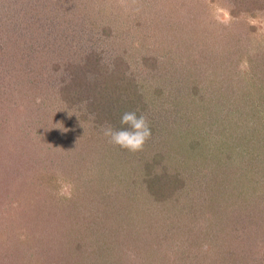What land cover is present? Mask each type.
Returning a JSON list of instances; mask_svg holds the SVG:
<instances>
[{"label":"rangeland","instance_id":"obj_1","mask_svg":"<svg viewBox=\"0 0 264 264\" xmlns=\"http://www.w3.org/2000/svg\"><path fill=\"white\" fill-rule=\"evenodd\" d=\"M72 1V7L69 1L59 6L61 18L48 25L45 35L21 34L17 39L20 21L31 14L27 10L18 13L13 4L3 7L0 0V201L4 200L1 193H14V185L21 184L19 181L26 175L41 177L46 188L57 190V197L54 202L51 196L44 197L33 207L57 208L59 213L54 212L48 227L62 232L66 243L54 244L51 250L43 241L36 242L32 256L65 254L68 264H264V116L247 103L252 98L237 91L230 94L240 97L239 101L229 97L226 102H217L212 96L209 102L223 116L224 123L214 121L210 106L201 105L200 114L199 110L192 113L194 104L184 99V91L172 87L176 79H182L181 66L173 63L175 58L170 66L165 65L161 78H156L150 64L139 59L143 53L159 50L176 55L171 26L161 28L157 38H147L146 43L141 42V35L149 30L150 13L154 12L153 18L159 23L162 16L173 14L164 6L165 1L168 5L183 1L174 15L179 14L205 31L197 33L203 37H196L193 46L207 54L205 46L215 35L217 40L208 51L211 63L224 57V47L230 52L244 51L237 65L242 72L253 71L249 76H259V89L264 95V0ZM132 8L137 10H133L135 17L127 23L130 34L119 41L117 48L134 70L129 81L144 89L138 91L140 96L135 94L139 98L131 100L106 95L96 107V117L102 124L96 127L105 130L112 123L127 128L120 123L122 116L135 113L143 116L146 124L150 122L147 126L152 128L156 119L160 121L159 113L164 114L166 109L164 121L158 122L156 132H150L142 150L136 152L124 151L111 140L102 146L97 134L86 137L84 144L71 142L69 136L62 140L66 130L72 135L81 123L79 101L68 100L72 106L67 112L60 98L62 64L57 67L51 54L56 51L61 56L64 50L80 49L85 43L80 23L87 20V15L104 10L118 15L126 10L132 12ZM244 8L257 14H248ZM138 20H147V24L142 22L136 27ZM111 41L106 39L98 47L103 52ZM252 52L262 60L253 67L246 60ZM240 53L228 56L232 70ZM210 71L202 72L205 81L197 90L215 88L205 83ZM242 76L246 82L247 77ZM187 92H194L193 87L188 86ZM38 94L45 98L41 108L34 99ZM187 97L194 98L195 94ZM205 99L207 96L204 102ZM197 114L206 119L201 132L193 130H200L196 120H202ZM209 119L211 123L207 125ZM38 132L39 139L46 140L43 148L35 138ZM197 134L207 137L196 143ZM56 141L57 146L46 147ZM152 146L158 151L157 157L153 156L156 150ZM50 169L56 177H52ZM162 170L166 174L156 173ZM47 172L54 184H46ZM35 220L32 217L31 221ZM1 248L5 245L0 244Z\"/></svg>","mask_w":264,"mask_h":264},{"label":"trees","instance_id":"obj_2","mask_svg":"<svg viewBox=\"0 0 264 264\" xmlns=\"http://www.w3.org/2000/svg\"><path fill=\"white\" fill-rule=\"evenodd\" d=\"M1 1L4 3L3 7L5 5L8 8V5L10 6L13 4L14 6H16L15 10H18V13L27 10V13L29 12V14H31L30 17L23 16L22 21H20L18 25L19 30L16 37L17 39H19L21 34L31 35V33H37L39 35H45L48 25L51 24V22L56 23V20L61 18L58 14L59 6H66L68 1L69 6H73L72 0ZM17 1H19L20 4L19 2L16 4ZM232 1L235 3L237 0ZM182 3L183 1H179L175 5H172V3L171 5H168L165 1L164 6L168 9L170 8L173 14H170V16H167V14L166 16H162L160 22L158 23V20L156 21L153 18L155 16L154 12L150 13L152 16L149 20V22L151 23H148L149 30L148 32H143L144 35H141V42L146 43L147 38L151 40H153L152 36H155V38H157V34L159 31H161V28L165 30L171 26L170 32L175 31V33L171 34H174L172 39L175 40L177 51L176 55H171V53L166 50H159L155 53H143V55H141L139 59H142L144 60V62L150 64L152 70L156 71V78H161L163 75L160 76V74H164L166 70L165 65H167L168 63L170 66V61L175 58L174 62H172L181 66L182 79H176L178 81L175 83L173 82L175 85H171L174 89L184 91V99L189 100L188 103L190 102L194 104L192 113L199 110L198 114H200L202 112V109L200 108L201 105L212 107V104H210L212 96H214V100H218L217 102H219L220 100L226 102L229 97L233 98L234 101H239L240 97H236L230 94V92L232 91H237L239 93H242V96H249L250 98H252V100L247 103H250L252 109H256L258 112H260V116H264V98L262 97L264 95L259 89V76L255 74L254 77H251L249 76V72L253 71L245 70L244 72H242L237 65L244 51H242L241 49H237L238 51L242 52H230L227 47H224L222 49V51H224V57H222L221 60L217 62L214 61V63H211L210 61L208 62V60L210 59L208 56V51L213 48L214 45L212 43L217 40V37L215 35L213 37L212 35L209 37V46H205V51H207V54L206 52H201L202 49H200L198 46H193L194 39H197L198 37L201 39V37H203V35H201L200 37V35H198L197 33L200 32L201 34H205V31L201 30V28H196L193 24L191 25L190 23L186 22L184 20L185 18L179 16V14H177V17L174 15L178 12V8L182 5ZM92 5L94 7V3H92ZM152 5H156V3H153ZM235 7L240 8L241 6L237 5ZM143 8L148 11L152 10V7L150 8L148 6H144ZM260 8L263 9L262 7ZM133 10H137V8H132V12H128V10H126L118 15L109 14V12L105 10L103 12L101 11V13L96 12V14L92 13L89 14V16L87 15V20L80 23V25L84 29L83 38L85 39V43L83 45L81 44L80 49H75V51L64 50V53H62L61 56L56 51L55 53L51 54L53 62L57 67L62 64L63 72L59 81L60 88L62 90L60 98L62 99L63 104H65V109H68L67 112L71 110L70 106H72L67 102L68 100L75 99V101H79L78 118L81 123H79L78 128H75L74 131H72V135L71 131L66 130L62 135V140H65V138H67L66 136H69L72 140L71 142L76 144H84L86 137L90 138L92 137V134H97V139L99 141H102L100 145L104 146V142L110 141L111 137L105 135L106 129L103 130L100 129L101 127H96L97 125H102L96 117L97 105L105 99L106 95L121 97L126 100H131L133 97L139 98L140 94L138 93V91L144 89V87H138V83L131 80L129 81L128 77L134 74V70L131 67L129 68V62H127L124 53L117 48L118 46H120L119 41L126 40L127 36L130 34V28L127 26V23L132 21L135 17L132 14L135 13ZM244 10L245 12L247 11L248 14L251 13V15L257 14V12L249 11L248 8H244ZM236 12L240 13L239 10ZM166 17H169V20H167ZM142 22H145L144 24H147V20ZM142 22L138 20V23L135 24L136 27H139L140 23ZM66 24L69 25L67 20ZM177 32H179L178 36ZM106 39H112V41L110 42V46H107L108 48H106L102 52V48H99L98 46H100V42L102 43V41ZM128 39H132V37H129ZM51 41H53V39ZM130 41L133 43V40ZM188 43L189 46H185ZM171 47L173 46H170V48ZM48 49L49 48L47 46L46 52L48 51ZM181 52L182 54L180 55ZM231 53H240L236 64L232 63L233 70L231 69L232 66L229 67L230 62L228 63V56ZM256 55H258L257 52L248 54V59L246 60L249 66L253 67L256 65L255 62L257 64H259V62H262V60L259 59V56L257 57ZM176 61L178 62L176 63ZM207 69L211 70L209 72L210 79L205 83L209 85V87L215 88H213V90H210V88H205L202 91L197 90V87L200 88L201 86L200 83L205 81L202 72H205V70ZM168 70L169 72H171L170 68ZM198 70L199 73L197 72ZM241 74H244V76L247 77L246 82H243V76ZM213 76L220 77L211 80ZM186 79H188L187 82L184 84V86H182V83H184L183 81H185ZM141 80L142 79H140L138 82L143 85V82ZM257 80L259 81V85H257L256 83ZM255 83L256 85H254ZM186 84H188L189 88L193 87L194 92L190 93L195 94L194 98L187 97L190 95V93H186V90L188 88ZM202 88H204L203 85ZM159 89L160 88H158V94ZM247 89L248 91H246ZM134 90H136V92H134ZM136 93L139 96H135ZM38 95L40 96V98H38V96L37 98L34 97V99L36 100L35 102L37 108H41V104L42 102H45V98L44 95ZM205 96H207L208 98V100L205 99L206 102L203 101ZM214 111L219 116H217ZM210 112H212L213 116H215L214 121H216V119H219L220 123L225 122L223 116H221V114L216 111L214 107L210 108ZM70 114L74 119H76V117L72 113ZM199 116L198 118H200L202 121L198 122L196 120V124H199L197 125L200 129H193L196 132H201V129H204V126L202 125L204 124V121L206 122V119L203 120V118ZM164 117H166V109L164 114L159 113L158 118L160 121H157L156 119V122H154L156 126H151L152 128L148 127L150 132H152L153 130L154 132H156V128L159 125L158 122L162 123V121H164L165 119ZM151 118L152 113L150 114V117L146 119L148 121ZM31 120H33V117L31 118ZM69 123L71 124V122ZM149 123L150 122H148V124ZM210 123L211 120L209 119L207 121V125H209ZM18 124L20 125V122H18ZM109 127H111L113 130L122 129L121 127L118 128V126L112 123H110ZM162 127L165 126L162 124ZM69 128L70 127L67 126L68 130ZM200 134L194 136V142L200 143V141H203L205 137H207V135L205 136ZM40 135L41 133L38 132L37 137L35 138L36 141L41 142L39 148H43L42 143L45 144L46 140H40ZM152 137L153 141H155L156 137ZM238 137H241V135H239ZM56 143L57 141L52 144L48 143L46 147L50 148L51 146H57ZM121 149L127 151V149L125 148L121 147ZM151 149L154 150L155 147L152 146ZM156 152L158 153V151L156 150L154 152V157H157ZM239 153L242 154L241 152ZM160 154L161 152L159 151L158 155ZM48 171L50 172L51 169ZM156 173L166 174L165 170ZM50 174L52 175V177H56L51 172ZM46 176L47 177L44 178V180H46V184L48 182L54 184L53 178L49 177L48 172L46 173ZM41 180L42 178L39 176L37 178L35 175H26V177L19 181V183L21 184L14 185V193H1L4 200L0 201V244L5 245V248L0 249H4L2 254H0V264H68V259L64 256L65 254H37L36 257L32 256V254L34 253L33 249L36 248V242L40 243L41 241H43V244H48V248H50L51 250L54 247V244H57L58 246L60 243L62 245H66L62 232L58 233L54 228L50 227L49 229L48 227V224L51 223V220L54 219V217H52L54 215V212L59 213L57 211V208H52L50 210H38L37 208L33 207L34 202L36 203L37 201L44 200V197L46 198L51 196L53 198V202L54 198L57 197L54 195V193L56 194L57 190L55 189L54 192L50 188H46L44 185V181L41 182ZM257 182L259 181H254V184ZM61 195L63 194H60V196ZM32 217L36 219L34 222L31 221ZM42 222L47 223V225H39ZM44 226L48 229L44 228ZM41 229L43 232L41 231ZM45 229L47 231H45Z\"/></svg>","mask_w":264,"mask_h":264},{"label":"clouds","instance_id":"obj_3","mask_svg":"<svg viewBox=\"0 0 264 264\" xmlns=\"http://www.w3.org/2000/svg\"><path fill=\"white\" fill-rule=\"evenodd\" d=\"M120 123L127 128L113 130L111 127L105 130V135L111 137V142L131 152L142 150L146 139L150 136V130L143 116L137 117L135 113H125Z\"/></svg>","mask_w":264,"mask_h":264}]
</instances>
